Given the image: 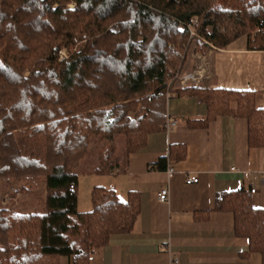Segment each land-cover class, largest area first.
<instances>
[{"label":"trees","instance_id":"trees-1","mask_svg":"<svg viewBox=\"0 0 264 264\" xmlns=\"http://www.w3.org/2000/svg\"><path fill=\"white\" fill-rule=\"evenodd\" d=\"M240 37L248 49L264 50V0H0V194L14 197L17 185L25 190L28 180L46 177L42 212L0 204V264H60L62 257L89 264L112 236L129 232L138 192L121 201L94 186L91 209L79 212L70 185L80 170L124 168L150 133L164 129L170 96L203 92L206 116L185 120L189 128L219 115L244 118L248 147H264L256 91L173 86L190 39L203 53ZM93 142L97 159L82 167ZM185 155L184 145H171L156 167ZM250 194L220 193L213 209L232 214L234 235L264 264V209L252 206Z\"/></svg>","mask_w":264,"mask_h":264},{"label":"crops","instance_id":"crops-1","mask_svg":"<svg viewBox=\"0 0 264 264\" xmlns=\"http://www.w3.org/2000/svg\"><path fill=\"white\" fill-rule=\"evenodd\" d=\"M202 58V67L194 62L188 70L201 69L202 79L187 86L254 90L256 105L264 107V50L248 49L245 37H240L224 49L207 50ZM166 113L176 126L150 133L146 144L128 156L124 168L104 175L77 172L75 195L78 177L88 174L103 178L93 179L96 182L89 189L92 185L113 189L121 201L132 191L140 196L131 230L112 236L90 255L89 264H262L258 253H247L245 239L234 235L232 214L213 206L220 193L254 188L252 206L264 209V147H248L244 118L219 115L207 127L189 128L185 120L207 113L201 91L168 97ZM171 145H184L186 155L168 162L173 168L168 175L156 164ZM190 175L198 181L186 183ZM162 189H168L167 202L158 199ZM78 197L79 193L76 209ZM81 207L91 209L90 197ZM205 211H209L207 219L195 218ZM60 264L72 260L62 257Z\"/></svg>","mask_w":264,"mask_h":264},{"label":"rangeland","instance_id":"rangeland-1","mask_svg":"<svg viewBox=\"0 0 264 264\" xmlns=\"http://www.w3.org/2000/svg\"><path fill=\"white\" fill-rule=\"evenodd\" d=\"M73 6V3L69 4V7L71 8ZM189 37L190 36L189 34ZM195 39L196 38H192L190 39V42L188 44V47L186 49V55H185V60L179 70V73L176 74L175 78H173V86L177 87V88H183L186 87L183 84L180 83L179 81V75H185L188 73V70L192 69V65L195 62V65L197 64L198 66L202 65L200 64V61H204V58H202V56L204 55V53H206L207 50H214L215 48L213 47H208L205 52H197L195 51ZM60 51H63L64 54H60ZM59 51V57L63 58L66 57L67 52L65 51L64 48H61V50ZM200 65H199V64ZM194 71V70H193ZM190 71V72H193ZM201 74H203V72L201 71ZM202 79V75L199 79ZM169 81H172V79H169ZM198 82V83H199ZM188 84H192V82H189ZM195 85V84H194ZM197 85V84H196ZM96 144L95 142H93L91 144L90 147V153L88 154V156H86L80 166H90L93 163H95L96 159H97V152H96ZM122 145V140L118 139V147H120ZM95 176H89L88 174H85L84 176H80L78 177V184H77V188L80 190L76 191V195L77 193H79V197H78V207L77 210L80 212H86L84 210H80V208H82V202L84 201H89V197H90V193H91V189L94 186H99V185H92L91 189H89V184H95L93 181V179H103V178H94ZM45 181H46V177L44 175L38 176L36 177L33 182L32 180H28L26 182V188L25 190H23L21 188L20 185H17L15 188L18 190V192L15 194L14 197L10 196V194H0V204H2L3 206L5 205H10L14 210H18L21 212H37L40 213L43 211V206H44V196H45ZM101 186V185H100ZM89 189V191H87ZM28 190V191H27Z\"/></svg>","mask_w":264,"mask_h":264},{"label":"built area","instance_id":"built-area-1","mask_svg":"<svg viewBox=\"0 0 264 264\" xmlns=\"http://www.w3.org/2000/svg\"><path fill=\"white\" fill-rule=\"evenodd\" d=\"M194 25H196V20L194 19L192 21L191 24L188 25V30H189V34L190 36H194L195 35V32H194ZM60 54H64L63 51H60ZM201 69L199 70H194L193 72H188L187 74H183V75H179V81L181 84H183L184 86H186L189 82H192V84H198L199 82V79L201 77ZM176 126V121L174 119H171L170 117H166V120H165V124H164V129L166 131H171L174 127ZM166 171L169 174H171L173 172V168L170 164L167 165L166 167ZM198 181V178L197 176H194V175H190L189 177L186 178L185 182L190 184V183H195ZM70 188L73 189L74 188V185L71 184L70 185ZM255 191L254 188H251L250 189V192L253 193ZM169 198V192H168V189H162L160 190V192L158 193V199L160 202H167Z\"/></svg>","mask_w":264,"mask_h":264},{"label":"water","instance_id":"water-1","mask_svg":"<svg viewBox=\"0 0 264 264\" xmlns=\"http://www.w3.org/2000/svg\"><path fill=\"white\" fill-rule=\"evenodd\" d=\"M41 1H43V0H41Z\"/></svg>","mask_w":264,"mask_h":264}]
</instances>
